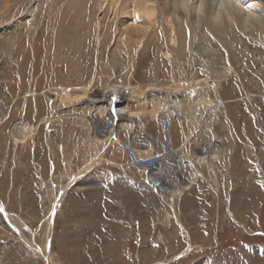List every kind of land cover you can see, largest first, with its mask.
Listing matches in <instances>:
<instances>
[{"label": "rangeland", "instance_id": "obj_1", "mask_svg": "<svg viewBox=\"0 0 264 264\" xmlns=\"http://www.w3.org/2000/svg\"><path fill=\"white\" fill-rule=\"evenodd\" d=\"M235 3L246 6L241 0ZM262 3L258 11L264 15ZM19 4L7 8L6 0H0V264H264V33L204 30L194 49L186 41L179 63L156 40L134 65L112 54L113 42L98 57V44L90 49L84 37V48L73 46L77 60L66 59V51L55 60L56 46L50 47L53 42L47 39L53 31L50 0L39 7L38 25L15 30L25 12L39 5L36 0ZM43 16L47 20L36 40ZM29 28L35 32L31 37ZM85 29L66 48L77 44ZM190 49L199 55L190 57ZM72 64L77 80L67 77ZM224 69L230 75L221 78L222 100L210 85L209 100L198 98L194 104L195 118L207 113L198 123L180 106L171 110L172 118L166 117L178 159L193 164L198 174L189 176L177 157H171L164 166L167 191L157 192L109 139L118 130L123 139L129 129L98 119L99 101L117 97L119 90L113 89L119 88L129 98L138 86L147 90L149 99L153 91L158 96L176 82L204 81ZM93 80L96 91L89 95L97 101L91 108L89 95L77 106L63 98L65 89L82 94L77 88ZM208 81L215 85L218 79L210 76ZM142 95L135 92L130 98L133 116H126L134 121L129 135L137 141L144 131L159 137L165 132V118L143 114L153 105L151 100L139 104ZM120 106L113 112L119 114ZM203 106L211 110L204 112ZM86 110L89 121L84 124L78 116ZM181 111L182 119L177 115ZM24 120L39 123L34 137L21 136L18 126ZM137 141L130 142L145 159L161 151L147 142L139 148ZM95 144L104 148L103 157L83 172L97 154ZM45 246L48 253L41 255Z\"/></svg>", "mask_w": 264, "mask_h": 264}, {"label": "bare ground", "instance_id": "obj_2", "mask_svg": "<svg viewBox=\"0 0 264 264\" xmlns=\"http://www.w3.org/2000/svg\"><path fill=\"white\" fill-rule=\"evenodd\" d=\"M29 1L30 0L28 1L27 0H6V6L8 8V6L11 5L13 2H19L21 3L19 5L24 6ZM36 1L39 3V5L36 6L35 8L36 10L32 9V10H28V13L25 12V15L21 19L18 20L17 27L15 26L14 28L15 30L25 28L27 24H36L39 7H43L47 4L46 3V4L41 5L45 0L43 1L36 0ZM241 2L245 4L246 6L243 7L241 5L240 6L236 5L235 0H50V4H49L51 7L49 9L50 14H51L50 30H52L53 28V31H52L53 33L48 31L47 39H48L49 44L53 42L50 47H52L53 44H55L56 46L55 51H54L55 60L56 58H60L61 54H63L64 51H66V59L71 58V61L77 60L76 53L72 52L73 46L77 45L78 51L81 50L83 46L82 43L85 42L84 37H87L88 38L87 41H89L90 49H93L94 45L98 44V48H99L98 57H101L103 55L102 51L104 50V48L107 47L109 43L113 42L114 43L113 49L111 48L112 54L114 56H122L123 58H129V61L131 60L132 64H133V61L134 60L136 61V59L141 55V53L143 52V50H145V48L150 49L151 48L150 46L156 40H158L161 42V44L164 45L165 49L167 50V51L165 50L166 54L171 55V60L173 62L179 63V61L181 60V57L185 56L186 48L184 47H185L186 41L188 40L189 42L188 44H190L192 47L191 49H194V44L196 40H201L200 34L202 35L204 30L206 31L210 30V32H215V33L219 32L222 34V33H227L230 31L236 32V30L239 29L240 31H246V32L251 31V33L258 31L261 34H263L264 33V15L258 11V9L263 4L262 0H241ZM244 9H246L245 12H244ZM45 17L46 16H43L41 20V25H40L41 28H39L36 31V34H37L36 40L38 36L42 33V29L45 26V20H47L45 19ZM66 21H67V26L65 27L64 24ZM54 22L58 24L56 25V27H53ZM59 25H60V28L57 29ZM84 26L86 29L85 31H82V33L80 34L82 38H80V40L78 39L79 40L78 43L77 44L72 43L70 46L66 48V43L72 41L74 38L79 36V33L82 30V28H84ZM88 31H89V34H87ZM27 32H28L27 33L28 37L33 36V34L35 33L34 30H32L31 28L27 29ZM12 39L14 38H10V40ZM204 40H202L203 43H205ZM204 49L206 50V48ZM48 50H49V53H53L50 48H48ZM124 52L126 53L125 57H124V54H125ZM194 55H196L197 57L199 53H194V50L193 51L191 50L190 57L193 58ZM183 63H185V61ZM66 64L67 63H65L63 66L65 67ZM73 65L74 64L70 65V67L68 68L69 70L68 76H67L69 78L68 80H71L72 78L77 80V76L73 72V68H72ZM224 70H222L223 72L220 73L219 76L210 75L208 72L209 76L204 81L194 79L191 84L187 82L184 84H182L181 82L180 83L176 82L175 85L172 87V89H168V90L163 89V91L158 90L159 91L158 96H156L153 91L151 93L152 96H150L149 99H148V94L145 97L147 90L145 91V89H143L141 86L133 88L131 90L132 92L130 91L131 96L129 98H128V94L125 93V90H122L121 88L113 89L114 87L110 86L111 89L115 91L119 90L118 96L114 97L113 95L112 97L109 94L110 98H106V100L105 98H102V99L100 98L101 100L99 101V105L96 107V110L98 111V113H95V114H100L99 117L97 116V118L100 120L104 119V120L116 121L119 123V126L117 127L123 129L124 127L128 126L129 132L132 131L134 129L133 126H135L134 121L129 119L126 116L127 115L133 116L132 110H131V105H132L131 100L132 99L130 98L135 97L134 94L136 92L140 95L141 93L144 94L142 96L145 97V98L141 97L139 104H146L148 100H151L150 102L153 105L151 110H147V112L145 110V112L143 113L145 115L147 114L145 117L151 116L153 117V119L161 120V121L165 118V121H166V117L172 118L170 116L171 110L177 109V107L180 106L189 114V118H191V120L195 119L194 121L198 123L199 122L198 119L204 117V115H206L207 113L202 112L200 113L199 118H195L196 116H194V111H193L194 104L196 101L199 100L198 98H200L201 101L209 100V96L207 95L209 94L208 89H210L209 88L210 85H212L213 87H217L215 88L217 91L216 93L219 94L218 97L222 100L221 95L219 93V89L222 88V86L219 87L221 80H222L221 78L223 77L224 79L230 75L229 70H225V71ZM210 76L213 79L214 78L218 79V82L215 85L211 84L212 82L208 81ZM195 77L197 76L195 75ZM77 89H80L79 91L82 94L80 93L76 94L75 92L72 93L74 89L73 90L71 89L70 91V88L64 90V93H66L65 95H67V93L68 95L67 97L63 95V98L64 99L68 98V100L71 101L72 106L73 105L77 106L78 104L82 103L81 98L83 96H87L93 92L95 93L96 90L94 89V80L89 84L81 85ZM150 91H152V89ZM92 98L93 97L90 96L89 100L91 101L87 102L86 100V102L88 103L87 104L88 107H90L93 101L94 102L97 101ZM135 101H137V99ZM126 102H129V103L126 104ZM118 106L121 107L119 114H118V110H115L116 112L113 113L114 111L113 108L117 109ZM140 106L143 107V105H140ZM208 108H209L208 106L204 107L203 109L204 112H206L205 109H208ZM208 110H211V109H208ZM87 111L88 110H86L84 114H81L80 116H78V119L84 124L88 123L89 121L88 119L89 114L87 116ZM177 115L178 116L180 115L179 117L182 119L185 114H183V112L181 111L180 113H177ZM56 116H59V113L58 115L56 114L53 115V117H56ZM67 116L70 117V114L68 113ZM50 118L51 117H48V119ZM169 123L171 122L169 121ZM19 124L20 126L18 127L20 130V133L22 134L20 135L23 136L24 139L34 137L36 135L37 126H39V123H36L35 125V124H30L28 121L24 120V121H21ZM161 124H164V120ZM142 126H143V122L140 123V127ZM119 131L120 130L117 131L114 138L110 137L109 139L111 141L120 142V140L122 139H120L119 137V134H118ZM129 132L127 134L128 135L127 137L131 138V136L129 135ZM14 135H16V138H18L19 136L18 134H14ZM132 138L133 140L131 141L133 142L135 140L137 141L138 139L137 137H132ZM94 147L96 149L97 154H94L92 158H90V160L86 162L83 168V172L89 171L103 157L102 150L104 148L102 149V147L99 146L98 144L97 145L95 144ZM98 147L99 149H101L100 151L97 149ZM146 154L148 156L149 154H151V148L146 150ZM173 155H175V153L173 152L167 155L168 157L166 158V160L168 161L167 163H171L169 161L171 160V157L172 158L177 157ZM176 161L177 162L179 161L180 165L178 166L180 168H187L186 174H188L189 176L193 172L195 174H198L197 173L198 171H196V168H194L193 164L191 165V164H188L187 162L183 163V161L178 158L176 159ZM167 163L165 162L162 165L160 164L161 165V171H160L161 177H165L166 179H167V177L165 176L166 167L164 166ZM68 164H70V161H68ZM195 177L197 176L195 175ZM75 180H76V177H74V179L72 178L68 184L71 185ZM194 180L195 178L191 180V183H193ZM62 191H64V189ZM47 220L49 223H51V217H48ZM50 227H51V224H50ZM50 229L51 228H49V232H50ZM42 250H41V255H45L46 253H48L47 246L42 247Z\"/></svg>", "mask_w": 264, "mask_h": 264}, {"label": "built area", "instance_id": "obj_3", "mask_svg": "<svg viewBox=\"0 0 264 264\" xmlns=\"http://www.w3.org/2000/svg\"><path fill=\"white\" fill-rule=\"evenodd\" d=\"M93 124H95L94 121ZM164 125L165 132H163V136L159 137L151 132L149 133L144 131V134L142 133L141 139L137 141L140 144L139 148H142V146H144V142L154 145V148L155 146L159 149L161 148V151L159 150L158 153L153 152L150 158L145 159L142 157V155H139L137 153V151L133 148L134 146L130 142L131 140H133L132 138H123L127 150L123 148V139L120 140V142H116V147L129 156V163L137 167V169H139L144 174L148 184L159 193H164L167 191V187L165 185V177H161L160 173L161 165L165 162H168L166 158H168L167 155L169 154V152L175 153V151L173 150V139L170 140V134L168 130V127L170 126L169 121H165ZM175 156L178 155H176L175 153Z\"/></svg>", "mask_w": 264, "mask_h": 264}, {"label": "crops", "instance_id": "obj_4", "mask_svg": "<svg viewBox=\"0 0 264 264\" xmlns=\"http://www.w3.org/2000/svg\"><path fill=\"white\" fill-rule=\"evenodd\" d=\"M154 150H155V148H154ZM85 172V171H84Z\"/></svg>", "mask_w": 264, "mask_h": 264}]
</instances>
